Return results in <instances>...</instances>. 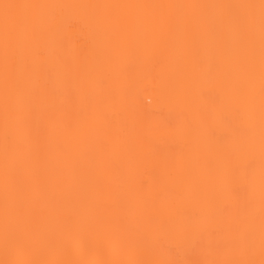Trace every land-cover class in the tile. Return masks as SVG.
<instances>
[{
	"label": "snow or ice",
	"instance_id": "snow-or-ice-1",
	"mask_svg": "<svg viewBox=\"0 0 264 264\" xmlns=\"http://www.w3.org/2000/svg\"><path fill=\"white\" fill-rule=\"evenodd\" d=\"M151 7L223 10V15L202 19L206 35L212 44L222 43L225 55L243 40L247 72L243 106L214 94V64H207L194 78L202 102L192 104L191 93L186 94L181 102L189 108L174 116L144 103L142 93L148 86L137 62L147 54L138 46L113 51L102 10ZM0 48V264H264V0L196 5L0 0ZM125 57L132 59L127 69L135 75L121 78L120 89L112 90L109 79L118 76ZM159 91L170 99L176 96L171 87L161 86ZM102 98L111 100L124 118L116 178L130 183L143 168L147 174L143 183L153 188L143 199L119 202L124 213L120 227L130 242L111 248L58 232L51 217L38 214L41 201L57 198L44 189L41 173L50 157L63 151V134L79 128L84 119L100 129L110 124ZM178 137L184 138L183 145ZM189 155L191 164L178 166L177 159ZM194 170H203L205 178L193 180ZM171 206L177 210H164ZM169 238L183 244L169 245Z\"/></svg>",
	"mask_w": 264,
	"mask_h": 264
},
{
	"label": "bare ground",
	"instance_id": "bare-ground-1",
	"mask_svg": "<svg viewBox=\"0 0 264 264\" xmlns=\"http://www.w3.org/2000/svg\"><path fill=\"white\" fill-rule=\"evenodd\" d=\"M20 3H65V4H119V5H196L258 3L259 0H13ZM108 17L109 44L113 51L122 47H139L147 54L137 62V71L146 75L148 91L142 93L144 103L151 109L162 107L173 116L187 110L189 105L181 102L191 93V103L202 102L195 90V77L207 64H214V94L227 102L243 106L247 100L246 52L243 40L234 45L231 53L225 55L220 41L212 44L206 35L203 17L223 15L216 9H169L161 7L102 10ZM37 49L40 44L35 46ZM131 58H122L118 76L109 79V87L118 91L121 78L134 76L127 66ZM258 64V58H257ZM202 86L203 81H200ZM167 86L174 89L176 96L170 99L161 95L159 89ZM256 87H259L257 67ZM109 114L110 124L98 128L91 120L84 119L79 128H69L62 136L63 151L50 157L47 170L41 179L46 180L44 189L57 194L56 200L41 201L38 214L51 217L58 232L72 233L85 242L102 247H121L129 238L120 227L123 210L122 199L140 200L152 194V184L145 185L146 172L137 169L134 180L122 183L116 178L122 153L120 141L124 135V118L111 100H100ZM258 105V97H257ZM258 119V108H257ZM3 63L0 48V239L3 227ZM177 141L183 145L184 138ZM207 155H211L209 152ZM191 156L177 159L180 167L191 164ZM205 178L203 170H194L193 180ZM119 185V187H118ZM194 205H185L191 207ZM175 212L177 206L166 209ZM167 244L181 246L182 240L169 238ZM3 258L0 246V259ZM94 258H107L95 256ZM132 258V257H128Z\"/></svg>",
	"mask_w": 264,
	"mask_h": 264
}]
</instances>
